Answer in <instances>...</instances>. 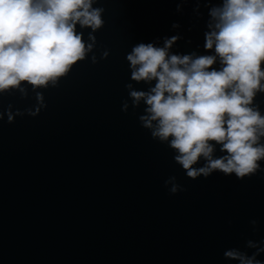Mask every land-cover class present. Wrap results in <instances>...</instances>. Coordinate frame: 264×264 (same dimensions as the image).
<instances>
[{"label":"water","instance_id":"water-1","mask_svg":"<svg viewBox=\"0 0 264 264\" xmlns=\"http://www.w3.org/2000/svg\"><path fill=\"white\" fill-rule=\"evenodd\" d=\"M178 2L98 0L95 48L56 87L40 89L46 107L27 114L37 106L31 87L26 98H0V264H238L224 251L251 254L247 240L264 241V171L188 178L141 126L143 102L133 108L128 96V83L149 87L130 79L134 45L178 35L173 53L211 54L203 45L212 4L189 0L177 12ZM77 30L87 41L91 29ZM254 103L264 114V93ZM9 105L25 114L9 123ZM170 176L184 191L169 193Z\"/></svg>","mask_w":264,"mask_h":264},{"label":"clouds","instance_id":"clouds-1","mask_svg":"<svg viewBox=\"0 0 264 264\" xmlns=\"http://www.w3.org/2000/svg\"><path fill=\"white\" fill-rule=\"evenodd\" d=\"M189 0H179L181 4ZM208 8L205 52L173 53L178 35L162 44L138 43L126 55L130 79L149 85L137 90L125 85L132 107L144 104L140 124L153 139L175 153L174 162L186 176L207 178L214 172L243 180L264 171V114L254 103L264 93V0H196ZM98 0H0V98L19 92L35 93L36 116L46 107L40 89L56 87L73 66L85 60L96 45L95 32L104 26ZM198 8L196 11L198 12ZM80 29H91L88 40ZM173 29L180 24L173 23ZM108 52L102 54L106 58ZM96 63V56L91 57ZM219 67H216V65ZM2 103V99H0ZM128 101L122 104L127 112ZM8 122L25 112L6 111ZM5 112L0 111V120ZM217 148L222 153L216 156ZM204 163L201 166L200 162ZM170 194L184 191L176 177L165 180ZM251 224L255 227L256 220ZM246 248L224 251L226 260L238 264H264V241L247 240Z\"/></svg>","mask_w":264,"mask_h":264}]
</instances>
